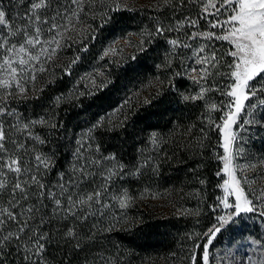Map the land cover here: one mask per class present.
<instances>
[{"label": "trees", "instance_id": "trees-1", "mask_svg": "<svg viewBox=\"0 0 264 264\" xmlns=\"http://www.w3.org/2000/svg\"><path fill=\"white\" fill-rule=\"evenodd\" d=\"M32 2L0 0L13 30L24 27ZM37 14L50 21L56 17L60 27L50 32L51 24L41 26L39 59L22 75L16 96L10 91L0 98V107L18 114L0 116L9 129L8 152L23 159L22 181H29L39 167L38 178L57 194L59 183L75 180L74 195L85 196L79 193L88 186L93 190L87 194L101 190L102 195L97 207L84 205L75 217L63 210L54 213L52 201L44 198V207L29 220L32 231L4 246L12 253L6 264H25L24 248L30 247L33 231L59 238L58 245L53 242L46 249L47 264H192L194 252L202 255L196 246L206 243L204 234L225 214L223 205L217 207V198L224 195L223 161L218 159L223 135L217 125L222 126L230 107L225 93L231 84L227 53L233 46L215 36L204 43L195 41L199 35L190 38L204 23L217 20L202 14L196 0H185L182 6L179 0H78L76 5L72 0H48V7ZM185 17L198 19V25L190 27ZM71 21L76 29L65 27ZM178 23L183 26L177 29ZM157 26L164 31L158 34ZM6 32L0 26V36ZM117 39L126 41L113 51ZM174 39L189 47L173 48L168 41ZM20 42L19 35L10 38L11 44ZM202 46L204 52L199 53ZM212 52L219 63L210 69L213 75L205 86L219 90L207 92L203 100H183V95L196 96L201 87L188 78L189 66L198 67L196 55L210 57ZM210 104L217 109L210 110ZM248 111L254 115L243 114L242 119L260 120L264 115V107ZM17 119L29 128L17 131L12 127ZM98 122L101 126L93 128ZM237 129L235 148L244 152L241 164L258 167L252 180L259 194L264 190V121ZM13 141L23 148H14ZM112 154L115 160L104 159ZM37 155L50 157L51 168L38 166ZM103 162L119 168V189L134 198V208L104 206L106 191L96 186L105 175L99 167ZM81 171L86 179H81ZM6 179L0 212L13 203L9 193L17 177L8 173ZM29 193L20 203L39 206L38 190L33 186ZM255 208L218 234L210 249L223 251L232 264H264V205L256 203ZM69 229L75 238L67 237ZM9 231L16 232L15 222L0 229V239Z\"/></svg>", "mask_w": 264, "mask_h": 264}, {"label": "snow or ice", "instance_id": "snow-or-ice-1", "mask_svg": "<svg viewBox=\"0 0 264 264\" xmlns=\"http://www.w3.org/2000/svg\"><path fill=\"white\" fill-rule=\"evenodd\" d=\"M165 2L167 3L169 0H165ZM196 2L201 7L202 14L207 13L208 15H215L217 17L225 15L226 19L223 21L217 20L211 24V27H219L221 30H224L225 26H228V31L227 34L222 36L215 33H193L190 38H195L198 35H206L208 38L215 36L216 39L228 41L233 46V49L227 53L231 57L227 73L231 78V84L229 86L230 90L225 93L230 98V107L224 113L222 126L217 125L219 131L223 134L222 148L224 150V155L218 157V159L223 161L224 166L222 171L228 173L231 178V180L225 179L223 181L225 195L222 198H217L219 201L217 207L223 205L225 209L231 208L233 211L227 218L225 216H218L216 218L217 223L213 224L204 234L206 243L196 246L202 249V255L197 256L194 252L191 257L192 264H210L209 247L213 244V240L218 234L234 224L237 217H240L244 213L256 211V203L264 205V190H260L259 194H256L254 190L246 191L245 187L241 186V181L235 175L237 168L242 171L244 168L251 166L233 167L235 152H230V148H233L236 141L234 129L243 128L253 123L261 125L262 121H264V115L261 116L260 120L242 119V114L254 115V112L249 113V109L255 110L264 107V0H222L219 6H217L216 0H196ZM72 3L76 5L78 0H72ZM179 3L182 6L185 0H179ZM47 7L48 0H33L29 11L25 13L24 27L15 30H13L14 26L8 19V13L0 8V26L7 28V32L3 36H0V50H3L5 53L2 57L3 62L0 63V69H6L8 72V79L0 80V86L4 88L11 87V83L16 80V77L24 74L30 62L39 59L38 56L31 54V49L41 44L42 25L51 24L49 28L50 32L60 27L59 24L55 23L56 17H53L50 21L47 18L41 19V16L37 14L38 10ZM210 8L213 9L212 12H209ZM59 15L57 13V16ZM65 17H67V12H65ZM185 20L190 27H196L199 23L198 19L185 17ZM182 26L181 23H178L177 29ZM163 31L162 27L157 26L156 32L158 34ZM18 35L22 37V42L11 44L10 38ZM168 43L173 48L189 47V45L181 44L178 39L170 40ZM198 52H204L203 46L198 49ZM194 63L198 67L189 66L188 78L193 83L200 84L201 87L196 96L183 95L182 99L185 101L203 100L207 92L219 90L218 88L205 86L209 82V77L213 75L210 69L216 68L219 63L215 52H212L210 57L196 55ZM176 75L180 76V73H176ZM20 91L24 92V89L21 87ZM59 99L60 97H57V100ZM208 107L210 110L217 109L215 104H210ZM3 115L18 117L17 113L10 112L6 107H0V116ZM102 120L103 118H101ZM38 122L43 123L44 121ZM100 126L101 123L98 122L93 125V128ZM12 127H15L17 131H21L28 129L29 124H20L19 119H17V125H13ZM8 132L9 129H6L3 123H0V191L8 187L6 179L8 173H12L17 179L12 184L11 192L9 193L13 197V203L9 209H4L3 212H0V229L8 222H15L16 232L9 231L7 235H3L2 239H0V264H6L7 257L12 254L11 252H6L4 246L10 244L12 240L20 241L22 239L21 234H26V230L32 231L29 227V220L34 219L35 214L44 207V198H49L52 201L54 213L63 210L64 214L75 217L79 208L84 205L91 207L92 203H99L102 195L101 190L85 194L83 197L78 194L74 195L71 188L77 186L78 182L75 180H69L67 184L59 183L57 187H59L60 192L57 194L54 190L47 188L38 178L39 167L36 175L29 176V181H22L20 177L25 173L26 169L23 167V159L19 155L9 154L8 152ZM152 135L155 137L156 134L153 133ZM12 143L14 148H23V145L14 141ZM153 143H155V140H153ZM79 152L80 149L78 148L77 154ZM5 156L7 159H5ZM104 159L112 161L116 159V156L112 154L104 157ZM35 160L38 166L44 170H48L52 166L50 157L37 155ZM123 167V165H120L121 169ZM139 171L140 168H137L136 172L139 173ZM108 172L109 175L105 177L106 181L110 180L112 176V170L109 169ZM59 175L60 179L63 180L64 174L60 173ZM217 175H221V171H218ZM86 178L87 174L81 171V179ZM200 183H204V181L201 180ZM245 184H247L246 179ZM33 186L39 193L37 197L39 206L34 204L25 207L20 203V200H28L30 195L29 188ZM232 195H234V201L230 204L228 197ZM17 196H19V199H16ZM65 204L67 205L66 207ZM124 206V202L121 201V207ZM17 208L21 209V211L17 212ZM22 216H27L28 218L21 220ZM260 216L264 217V210L260 211ZM40 222H44L43 217H41ZM66 235L67 237L75 238V233L72 229H69ZM28 241L30 247L25 246V254L22 257L25 264H47L44 258L47 247L53 242L57 245L59 244L58 237H52L48 233L40 234L35 231L28 237ZM257 243L259 242L257 241ZM76 247L79 248V244ZM33 257H37V259H33Z\"/></svg>", "mask_w": 264, "mask_h": 264}, {"label": "rangeland", "instance_id": "rangeland-1", "mask_svg": "<svg viewBox=\"0 0 264 264\" xmlns=\"http://www.w3.org/2000/svg\"><path fill=\"white\" fill-rule=\"evenodd\" d=\"M222 0H216V3H217V6H219V3H221ZM0 8H2L1 4H0ZM213 9H209V12H212ZM209 18H211L212 20H220V21H223L224 19H226V16L225 15H221L219 17L215 16V15H209ZM220 18V19H219ZM216 22V21H215ZM79 20L77 22V24H79ZM77 24L76 26L74 25V22L71 21V22H68L65 24V27L68 28V29H76L77 28ZM75 26V27H74ZM74 27V28H73ZM203 27L201 30H200V33H213L214 31H216L217 33H215L216 35H225L227 34V31H228V26H225V29L224 30H221V28L217 27V28H213L214 31H209V28H212L211 27V24H208V23H204L203 24ZM207 39L208 37L206 35H199L198 37H196L195 41L198 42V41H203L204 42H207ZM126 40H115L114 43H113V48L112 50L113 51H117L119 48H121L119 45L121 42H124ZM39 47L38 45H36V47L34 49H31V54L33 56H39ZM5 53L4 52H0V63H2V57ZM35 60H32L30 62V64L28 65L27 69L25 70V72L30 68V66L33 65V62ZM24 72V73H25ZM22 78V75L21 76H17L16 77V80L13 81L11 83V87L9 88H4L3 86H0V98H7L9 96V92L10 91H13L14 95L16 96V94L18 93V86L20 84V80ZM8 79V72L6 69H0V80H6ZM18 81V83H17ZM243 116V114H242ZM234 133L236 135V138H237V134H238V129H234ZM223 135V134H222ZM235 152V157L233 159V164L232 166L233 167H236V166H244L243 163L241 164V161L242 159L241 158V153H244V152H238V150L235 148V143H234V146L233 148H230V152ZM223 155H224V150H223ZM222 155V156H223ZM224 166V165H223ZM99 167L102 169V171L105 173L104 176H100L97 181H96V186H100V188L104 189L106 192V196H105V200H106V203L104 204V206H109L111 207L112 209L114 210H121V209H124L126 207H129L131 206V209L134 208V198L133 197H128V196H125L123 194H121V190L119 189V181L117 179V171L119 170V168L117 166H114L112 163L110 162H103L99 165ZM258 167H255V165H253V167H249V168H244L242 171L237 168L236 172H235V175L237 177V179H239L241 181V186L242 187H245V190L246 191H255L256 194L258 193V189L254 188V184H253V180H252V175H254V172L257 170ZM111 169L112 170V176H111V179L110 180H105V177L109 175V172L108 170ZM223 169V168H222ZM222 174L224 176V180L225 179H228V180H231L230 176L228 175V173L226 172H223L222 171ZM245 179L247 180V184H245ZM98 182H100L101 185L98 184ZM246 185L248 187V189L246 188ZM223 186V184H222ZM224 189V187H223ZM93 190L92 187H84L83 188V191L80 192L79 194L80 195H84V194H87L89 191ZM224 195H225V189H224ZM223 195V196H224ZM229 199V203L231 204L233 201H234V195L232 196H229L228 197ZM121 201L124 202V207H121ZM98 204L97 203H93V208L97 207ZM113 206V207H112ZM130 209V210H131ZM233 211V209L231 208H228V209H225L223 207V213L224 216L227 218L228 215L231 214V212ZM243 216L245 217H248L249 215H252V212L251 213H244L242 214ZM209 251H210V264H232L231 260L228 258V256L225 254H222L224 253L223 251H212L209 247Z\"/></svg>", "mask_w": 264, "mask_h": 264}]
</instances>
